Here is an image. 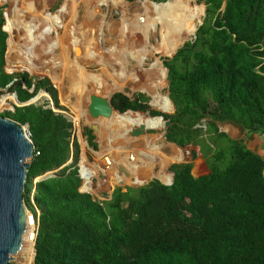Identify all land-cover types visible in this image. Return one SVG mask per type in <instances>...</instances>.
I'll list each match as a JSON object with an SVG mask.
<instances>
[{
	"label": "trees",
	"instance_id": "1",
	"mask_svg": "<svg viewBox=\"0 0 264 264\" xmlns=\"http://www.w3.org/2000/svg\"><path fill=\"white\" fill-rule=\"evenodd\" d=\"M203 1L207 20L195 41L163 65L176 108L175 115L165 116L167 142L193 145L206 120L205 132L215 144L228 143L203 154L207 173L194 169L192 147L188 160L170 167L171 186L153 180L126 192L116 188L101 201L82 192L88 184L75 167L79 144L71 145L67 118L35 104L0 114L28 125L34 146L23 192L38 225L34 264H264V157L218 128L231 122L248 136L264 135V0ZM3 25L0 8V92L16 93L23 103L45 89L62 109L47 79L34 84L27 73L5 72ZM143 102L142 95L131 100L117 93L111 105L119 114L145 113ZM83 136L97 151L92 131L85 128ZM56 170L54 178L34 185Z\"/></svg>",
	"mask_w": 264,
	"mask_h": 264
},
{
	"label": "bare ground",
	"instance_id": "2",
	"mask_svg": "<svg viewBox=\"0 0 264 264\" xmlns=\"http://www.w3.org/2000/svg\"><path fill=\"white\" fill-rule=\"evenodd\" d=\"M50 1L54 0H0V4L9 5V8L5 11V30L9 37L6 67L9 70L25 68L27 72L33 74L37 70L33 62L44 60V68L52 76L57 77L59 81L64 79L62 77L65 76L73 84L70 95L74 96L79 103L75 107L70 106V103H67V98H65V103L70 106L75 115L72 120L75 125H77L83 115L88 116L86 103L90 95L109 98L114 92L122 90L125 82L134 80L137 73L143 69L142 64L147 56L141 58L138 55L137 47H135L131 39L133 32H140L141 40L146 44L147 49V47H150L153 31L158 29V42L152 50L167 56L174 54L194 32L195 28L193 20L195 12L185 5L184 0H171L163 5H153L149 1H143L140 4L143 7L144 14L135 22L138 28L130 31L131 27L129 28L126 25L128 33L125 34L130 42L123 43L121 41L117 43L111 39L114 33V26L111 27V24L106 22V16L101 13L96 0H73L75 6L82 5L84 7L85 12L80 21L77 10H68L61 16L52 14ZM104 1L108 6L117 7V12H124L128 6H119L113 0ZM198 11L199 14L202 12L200 9ZM67 16L69 17L68 20L63 23ZM145 16H147L146 22ZM98 17L102 18V20L99 19V22L96 21ZM59 28H62V33H59ZM97 30L100 32L99 36L95 35ZM51 32L55 33L57 38L52 39L50 37ZM116 50L120 52L118 56L113 54ZM143 51H145V48ZM71 54L74 56L73 60L70 59ZM126 57L135 59L138 63L136 68L130 73L123 64ZM107 60L112 64L113 69L115 67L118 68L117 73L120 72L114 87L105 83L104 76L102 77L99 73H92L87 70L88 66L97 65L111 72ZM157 66L158 62L156 61L148 70L157 69ZM56 70L60 71L61 77ZM88 86H92L90 90H86ZM136 89L144 91L150 96L152 99L151 106L159 108L162 113H170L173 110L170 99L162 97L147 82L143 81ZM6 99L7 97H4V101ZM8 100L10 103H17L13 96ZM88 124L95 128L98 143L105 150L116 154V164L110 157L112 159V167L107 171V173L111 174V178L115 177V174L118 178L126 180L121 175L122 173L119 174L118 172L119 166H124L128 169L132 182L141 185L154 177L152 167L158 164L160 166V172L157 174L159 180L164 183L171 182L172 177L166 173V167L170 163H177L183 159L182 150L175 148L176 150L171 155L163 156L159 152L160 147L156 145L157 138L153 139V144L149 149L150 154L134 150V157L127 154L126 150L128 143L138 139L132 138L128 140V133L133 130H140L143 126L144 131H161L163 124L158 118H151L149 113H147L142 115L141 119H136L130 115L113 111L109 118L89 120ZM114 135L120 138L117 139ZM143 135L139 138L149 139ZM151 152L156 154L152 155ZM156 155L164 159L156 160ZM106 156L109 157V155ZM85 163V159L80 161V166L83 168L82 180L84 182L93 181L92 178L96 174V163L88 166ZM125 180L123 182L127 183ZM26 254L30 258V246L20 251L19 255L22 261L26 260Z\"/></svg>",
	"mask_w": 264,
	"mask_h": 264
},
{
	"label": "rangeland",
	"instance_id": "3",
	"mask_svg": "<svg viewBox=\"0 0 264 264\" xmlns=\"http://www.w3.org/2000/svg\"><path fill=\"white\" fill-rule=\"evenodd\" d=\"M144 0H113V2L115 4H119L120 5H128L124 12H117V7H114L113 5H106L104 0H96V3L101 11V13L106 16L105 20L106 22H108L109 24H111L110 26L113 27L114 26V33L111 36V39L117 43H120L121 41L123 43H129L130 41L127 38V33L128 30L126 29V25L129 26V30L133 31L135 30L137 27V24L135 22H137V20H139L144 14V10L143 7H141V2H143ZM150 2H153L151 0H148ZM185 5L191 9L192 11H194V23H195V28H194V32L189 36V38L185 41L184 45L186 43H191L195 41L194 39V35H196L197 37V31L199 29V23L202 22V24H204L207 20V13H206V8H205V4L203 0H184ZM1 3V2H0ZM50 11L52 14H57L58 16H61L64 12H67L68 10H77L79 12V21L81 19V17L83 16L85 10L84 7H82V5H78L75 6L73 4V0H54V1H50ZM73 5V6H72ZM0 8H2V12L3 14H5V11L9 8L8 4H0ZM203 8L205 9V15L203 14ZM201 10L202 12L199 14L198 10ZM81 14V15H80ZM147 16H145V22L147 21L146 19ZM68 16L67 18L64 19V21L66 22L68 20ZM102 20V18L98 17L96 19L97 22H99L100 20ZM151 20V18H150ZM130 23V24H129ZM146 24V23H145ZM127 30V32H126ZM62 29L60 30L61 33ZM126 33V34H125ZM100 32L97 30L96 34L97 36H99ZM154 34V35H153ZM55 33L51 32L50 33V37L52 39L57 38V36ZM158 35H159V31L154 30L152 33V37L150 40V47H147L146 49V44L141 40V34L139 31L137 32H133L132 33V42L135 45V47H137V51H138V55L143 58V56H147L144 59V63L142 64V68L138 73L137 76L134 80H129L127 82H125L124 87L122 88L121 91H123L126 95L129 96V99L133 100L135 97H138L139 95H142L145 98V102H143L147 107L148 110L147 112H145L146 114L149 113L150 111L153 110H159V108L157 107H153L151 106V97L148 96L144 91L138 90L136 89V87L141 84L143 81L147 82V84L149 86H152L154 88V90L156 92H158L162 97L164 98H168L169 95V81H168V75L166 76L164 65L163 63L166 61H171L173 59V57L175 55L170 54L167 56H163L161 53H156L155 51L152 50V48H154L158 42ZM155 36V37H154ZM49 37V38H50ZM128 40V41H127ZM184 45H181L179 47V49L183 48ZM145 48V51H143V49ZM178 49V50H179ZM118 50L114 51L113 54L116 56H118L120 54V52ZM178 52V51H177ZM173 55V56H172ZM137 56V55H135ZM172 56V57H171ZM70 59L73 60L74 56L73 54L70 55ZM146 60V62H145ZM109 62V60H107ZM158 62V66L157 69H153V70H148L150 68V66L152 64H154L155 62ZM161 62L163 67L161 66ZM35 64V66L37 67V72L30 74L29 72H19V73H12V74H16V75H21L23 73H27L29 75V77L31 79H33V83L36 84L37 81H41L44 79H47L49 81L50 86L55 90V99L57 100L58 106H60L62 109L55 107V110L57 109L58 111L62 112L63 114H65L66 118L70 121L73 122V117H75V115L72 112V109L70 108V106H77L79 103L76 100V98L72 95H70V90L73 87L72 82H70L65 76H63L61 81L58 80L57 77L52 76L51 73L45 68H44V64L45 61H35L33 62ZM123 64L125 65V67L127 68V70H129V73L136 68L137 66V62L135 59H131L129 57H126L123 61ZM111 72L107 71L106 69H102L100 66H88L87 70L89 72L92 73H99L106 84H108L111 87L115 86V81L117 80V76L120 75V72L117 73V69L118 68H112V64L109 62L108 63ZM20 69H24L25 68H19ZM6 70V69H5ZM56 72L59 74V76L61 77V73L59 70H56ZM58 82V83H57ZM62 82V83H61ZM60 87V88H59ZM92 86H88L86 87V90L91 88ZM31 91V90H30ZM45 89H40L38 92H36V96H37V100L35 101V105L38 106H44L46 108L51 107L52 103H54V99L52 97L51 94L49 93H45L44 92ZM33 92V90H32ZM118 92V91H116ZM115 93V92H114ZM113 93V94H114ZM12 92H9L7 89H4L0 92V114H4L8 111H10L12 109V107H15L16 103H13L8 100L9 98H11L12 96ZM112 94V95H113ZM117 94V93H116ZM115 95V94H114ZM113 95V96H114ZM48 96V97H47ZM4 97H7V99L4 101ZM65 98H67V103H70L69 105L65 103ZM113 98V97H112ZM170 98V97H169ZM173 100H175L174 97H172ZM112 100V99H111ZM171 100V99H170ZM89 102V98L87 100V105ZM173 102V101H172ZM53 107V106H52ZM71 109V110H70ZM176 109V108H175ZM145 113H140V112H127L125 113V115H130L133 118L136 119H141L142 115H145ZM176 113V110H175ZM171 114L169 116H173L175 115ZM89 120H93L92 118L88 116L83 115L79 121L77 122V127L76 128L78 130V134H76L74 136L73 139H71V145L74 143V140L77 141V144H79V154H78V160L77 163L75 165V167H77V169L79 168L80 165V161L83 159H87L90 163H96V174H95V178H94V183L95 185L93 186L92 181H87L86 183L88 184V186L86 187L87 191H90L93 187H95V193H91L90 194L96 198L99 199L101 201L106 200V197H104L103 195H108L111 196L114 189L116 188H121L122 192H126L127 188H141L146 186L149 182L153 181L154 179L150 178L148 179L146 182H144L141 185H137L134 182H132V177L128 171V169H126L124 166H119L118 168V172L119 174L123 175L126 180L124 178L120 179L118 178L115 174V177L111 178V174L107 173V171L105 172V175H103V173L100 172V157L103 155H109V157H111L115 164L117 161L116 158V154L113 152H109L107 150H105L100 144H98L97 138L95 137L94 142L98 145V150L97 151H93L87 141L86 138L83 136V132L85 128H88L89 124L88 121ZM207 127V121L203 120L202 121V132L198 133L197 138L193 141V145H189L185 148H180L178 146H176L175 144L169 143L167 142V140L164 142L163 138L165 137L164 132L167 131V129L162 128L161 131H155V130H147L145 131V135L143 136H147V138L149 139H143V138H139L142 135H138L136 137H130V133H128V140L132 139V138H138L135 141H132L130 143H128L126 145V150H127V154H130L132 156L135 157L134 154V150L139 151V152H145L150 154V148L153 144V139H156V145L160 147V153L163 154V156H169L173 153L174 150L179 149L182 150L183 152V159L178 162V163H170L167 167H166V173L170 174L171 172L169 171L170 167L173 164H179V163H183L186 160H188L189 157V152L190 150L194 149L196 155H197V159L196 161L193 163L194 165V169L200 171V174L203 173H207L208 172V165L206 164V161L203 158V154H205L207 152V150H209L210 147H214L217 146L218 147H222L225 148L228 143L226 140H222L219 139L215 142L213 141V138L210 132L206 133ZM168 128V127H167ZM222 130V127L220 128ZM140 131V130H139ZM147 132V134H146ZM230 133V135L234 138H236V140L238 138L243 137L244 131L240 128V132L239 133H235L236 131H228ZM116 137V135H114ZM247 140L244 142H246L248 148L250 150H252L253 152H255L256 154H259L260 156L264 157V135H252V136H248L247 134ZM117 138V137H116ZM120 137H118L117 139H119ZM159 138V139H158ZM175 146V147H174ZM176 148V149H175ZM101 152V153H100ZM100 153L101 155L97 156L96 154ZM152 155L156 154L155 152H151ZM83 158V159H82ZM164 158H160L159 156L156 155V160H163ZM72 162V159H70V161L68 162V164H70ZM117 168V166H116ZM152 173L154 174V177H156L157 179H159L157 177V174L160 172V166L154 165L152 167ZM128 177V178H127ZM118 180V181H116ZM127 181V183H124L123 181ZM131 180V181H130ZM104 181V182H103ZM29 223V221H28Z\"/></svg>",
	"mask_w": 264,
	"mask_h": 264
},
{
	"label": "water",
	"instance_id": "4",
	"mask_svg": "<svg viewBox=\"0 0 264 264\" xmlns=\"http://www.w3.org/2000/svg\"><path fill=\"white\" fill-rule=\"evenodd\" d=\"M145 1L148 0H144V2ZM169 1L171 0H166L165 2H159V3L150 2V1L149 2L152 3L153 5H163ZM224 7L225 4L223 5V8ZM204 11L205 9L203 8V14L205 15ZM3 19H4V25L2 27V31H4L7 34V31L5 30V25H6L5 14H3ZM199 26H202V22L199 23ZM8 38L9 37L7 34V38L5 41L6 51L4 56L5 59L4 69H6L8 62L7 60L8 47H9ZM194 39H196V35H194ZM178 49L175 51L173 55L177 53ZM161 66L163 67L162 62H161ZM163 69L165 70L167 76L168 70L165 67ZM5 72L7 74H12L6 70ZM33 89L34 87H32L30 92H32ZM44 92L48 93L47 91ZM116 93H121L129 98V96L126 95L123 91L121 92L118 91L115 92L114 94ZM113 95L110 96L109 98L90 95L89 102L87 105V114L89 115V117L92 118L93 120L98 118H109L111 116V113L115 111L111 105V99ZM12 96L15 98L17 102L15 104V107H27L30 105H34L35 101L37 100V96H34L30 100L22 103L18 100L16 93H13ZM170 101L172 102V100ZM172 105H173V110L170 113L160 112L161 114L160 116H155V117H151L150 115L149 116L151 118H158L162 122L163 128L167 129L170 123L165 118V115L174 114L176 110L173 102ZM15 107H12L10 111H14ZM55 107L56 105L52 103L51 107L48 108L51 109L56 114L63 115L66 118L65 114L58 111L57 109L55 110ZM127 112H134V111L127 110L126 112L120 114H125ZM88 129H90L92 131L93 136L97 138L95 134V128L89 125ZM144 133L145 131L142 126L140 128V131L133 130L129 135L130 137H136ZM165 133L166 131L164 132L163 135H165ZM163 141L164 142L166 141L165 137L163 138ZM33 156H34V146L31 141V134L28 125H24L21 127L18 123L10 119L0 117V264H17V262L15 261V257L21 247V243L23 241V238L25 236L28 227L29 215L31 214L30 211L25 206L23 200V192L25 189L27 171L33 159ZM62 168L63 167H61L60 169ZM56 172L57 170L55 172L53 171L47 172L44 175L37 177L34 180V185H36L41 181L54 178ZM170 175L172 179L171 182L169 183H164L161 180L157 179L156 177H153L152 179L159 181L161 184L165 186H171L173 183L174 174L170 173ZM82 192H86L90 194V192L86 191V189L82 190ZM35 253L36 250L34 243L32 264H34Z\"/></svg>",
	"mask_w": 264,
	"mask_h": 264
},
{
	"label": "built area",
	"instance_id": "5",
	"mask_svg": "<svg viewBox=\"0 0 264 264\" xmlns=\"http://www.w3.org/2000/svg\"><path fill=\"white\" fill-rule=\"evenodd\" d=\"M72 124V128H71V139L74 138V136L76 134H78V130L76 128L77 125H75L74 122H71ZM132 158V157H130ZM97 162H100V165H101V168H100V172L103 173V175H105V172L106 171H109L112 167V159L108 156H102L101 157V160L100 161H97ZM87 166L88 165H91V164H94V163H90L87 159H86V163H85ZM85 166V165H84ZM82 167L79 165V168H78V175L80 177V179L82 180ZM95 177L92 178V180H94ZM104 182V181H103ZM85 190V189H84ZM87 191V190H86ZM89 192V191H88ZM31 213V212H30ZM37 230H38V225H37V222L35 221L32 213L29 215V223H28V227H27V230H26V233H25V236L23 238V241L21 243V247L19 249V251L17 252L16 254V257H15V261L17 262V264H32V255H33V247H34V243H35V240H36V236H37ZM30 246V258L29 256L26 254V260L25 261H22L20 259V251L23 249H25L26 247Z\"/></svg>",
	"mask_w": 264,
	"mask_h": 264
},
{
	"label": "crops",
	"instance_id": "6",
	"mask_svg": "<svg viewBox=\"0 0 264 264\" xmlns=\"http://www.w3.org/2000/svg\"><path fill=\"white\" fill-rule=\"evenodd\" d=\"M221 127H222V130L220 129ZM218 128H219V131L220 132L225 133L232 140H236V138L232 137L228 131L229 130L236 131L235 132L236 134L240 132V127L238 125H236V124L231 123V122H226V123L218 124ZM244 134L245 135L243 137H241V138H238L237 141H242V143L247 147V149H249L248 146H247V144H246V142H244V140L246 141L247 138H248L245 131H244Z\"/></svg>",
	"mask_w": 264,
	"mask_h": 264
},
{
	"label": "flooded vegetation",
	"instance_id": "7",
	"mask_svg": "<svg viewBox=\"0 0 264 264\" xmlns=\"http://www.w3.org/2000/svg\"><path fill=\"white\" fill-rule=\"evenodd\" d=\"M63 23H65V21L63 20ZM62 28H59V33H60V30H61ZM61 33H62V31H61ZM35 62V61H34ZM34 64V63H33ZM34 66H35V64H34ZM35 72H37V71H35ZM34 73V72H33ZM161 115V114H160ZM159 115V116H160ZM166 116V115H165Z\"/></svg>",
	"mask_w": 264,
	"mask_h": 264
}]
</instances>
